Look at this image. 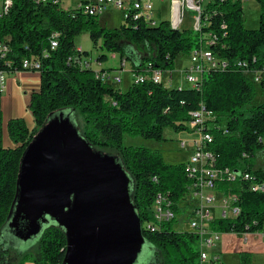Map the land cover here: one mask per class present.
Returning <instances> with one entry per match:
<instances>
[{"label":"trees","instance_id":"obj_1","mask_svg":"<svg viewBox=\"0 0 264 264\" xmlns=\"http://www.w3.org/2000/svg\"><path fill=\"white\" fill-rule=\"evenodd\" d=\"M11 1L7 14L0 17V42L10 49L6 58L0 57V73L22 72L25 59H38L41 87L29 102L36 128H30L24 119H10L8 135L16 146L7 148L3 145L0 84V238L16 199L27 147L50 117L61 111L79 112L84 117L81 137L94 150L115 156L122 165L131 180L132 203L142 225L153 219L152 205L158 194L178 203L191 181L185 163L168 164L159 152L126 146L125 135L160 142L166 128L186 130L191 114L204 108L214 115L209 120L214 125L209 130L214 140L208 148L214 166L220 170L229 168L238 175L249 173L264 181V171L254 165L257 154L264 152V104L254 105L257 84L236 66L241 61L249 63L251 70H264V0H257L261 10L258 29L246 28L241 1L213 0L205 8L201 32L176 30L168 21L154 27L140 21L132 26L126 21L128 25L109 29L101 25L99 17L64 9L60 3ZM84 32L95 44L102 40L103 51L126 61L134 76L148 71H174L177 59L200 49L201 36L206 34L216 39L209 45L216 57L233 67L225 72H205L201 90L134 82L122 91L102 78L114 70L102 69L98 73L68 63L76 53L77 37ZM54 34H59V39L58 47L52 50ZM84 54L90 56L89 52ZM106 61V54L97 59L98 64ZM257 86L264 91V82ZM218 189L239 196L241 214L216 219L211 224L213 231L264 233V194L250 192L241 177L235 182L220 183ZM143 231L145 240L155 248L150 264H201L198 236L175 231L172 224L160 233L146 232L144 227ZM66 248L65 231L51 225L33 252L16 256L0 244V264H63Z\"/></svg>","mask_w":264,"mask_h":264},{"label":"water","instance_id":"obj_2","mask_svg":"<svg viewBox=\"0 0 264 264\" xmlns=\"http://www.w3.org/2000/svg\"><path fill=\"white\" fill-rule=\"evenodd\" d=\"M44 225L65 231L63 264H136L146 242L129 176L115 156L81 137L66 111L27 147L6 227L28 242Z\"/></svg>","mask_w":264,"mask_h":264},{"label":"built area","instance_id":"obj_3","mask_svg":"<svg viewBox=\"0 0 264 264\" xmlns=\"http://www.w3.org/2000/svg\"><path fill=\"white\" fill-rule=\"evenodd\" d=\"M0 1L2 3L0 9L1 17L7 14L12 1ZM34 1L42 4L49 2L61 4V0ZM239 1L243 3L246 0ZM164 2L165 0H80L78 8L75 10L86 16L99 17L109 8H115L123 12L125 21H129L132 26L140 21L154 27L159 26L164 21H168L171 27L176 30H179L180 20L187 19L186 12L189 11L192 14L189 16L191 25H195V21H202L203 28L204 11L208 4H205V0H170V20L164 19L161 10L158 9ZM202 28H196V31L201 32ZM201 37L203 45L200 49L189 55L191 65L182 71L180 83H174L173 80H170L164 85L163 76L165 73L162 71H148L143 76H135L134 82H152L154 84H161L168 89H182L184 88V82L191 89L201 90L205 72H225L233 67L230 63L219 60L210 49L209 45L216 41L214 36L206 34ZM58 39L59 34L52 36V50L58 47ZM9 52V47L5 43L0 42V57L6 58ZM68 63L76 65L80 69H92L101 73L97 69L98 62L86 56L82 49H76V53L68 59ZM127 66L128 63L126 61H121L116 74L105 73L102 75V78L121 84L122 74L125 72ZM236 66L242 69L245 76L255 84L260 85L264 82V70H251L249 63L241 61ZM22 69L28 72H39L41 62L33 58L25 59L22 62ZM4 77L5 74L0 73L1 86L4 82ZM213 118L214 115L207 112L204 108L202 111L191 114L190 123L195 132L199 133L200 139L194 141V153L186 163V172L191 181L187 192L178 203L162 194H158L152 205L153 219L142 225L146 232L160 233L164 231L166 225H173L177 222H181L182 225L184 221L188 232L199 238L201 264H222L218 255L207 252V250H212L215 247L220 234L211 229V224L216 219L236 218L241 214V208L238 206L239 196L232 192L219 190V184L235 182L241 177L248 184L250 192L264 194V181L260 182L249 173L238 175L229 168L220 170L214 166L215 160L213 154L208 150L214 140L213 135L209 132V130L214 128V125L209 123V120ZM186 146L187 143L183 142L182 147ZM153 181H157L156 178ZM183 202L186 206L182 204ZM182 210L185 212L184 216L181 215Z\"/></svg>","mask_w":264,"mask_h":264},{"label":"rangeland","instance_id":"obj_4","mask_svg":"<svg viewBox=\"0 0 264 264\" xmlns=\"http://www.w3.org/2000/svg\"><path fill=\"white\" fill-rule=\"evenodd\" d=\"M213 0H205V4L211 2ZM80 0H61V6L64 9H72L75 10L79 6ZM158 2V1H157ZM1 1H0V9H1ZM162 7V16L164 19H171V9H170V0H165V3ZM244 13H245V26L248 29H258L260 23V5L257 0H246L244 5ZM192 15L189 11L186 12L187 21L183 26V30H192L191 23L189 22V16ZM99 21L101 25L105 28L115 29L120 28L122 25H128L124 19V14L122 11H119L115 8H109L103 14L99 16ZM193 26V25H192ZM196 31V29H193ZM102 40L98 41V44H95L94 41L91 40V37L88 32H84L79 35L76 39V46L79 49H84L86 52L90 53V58L93 61H96L101 55H110L109 53L103 51L101 49ZM190 58L189 56H180L176 61V67L174 71L165 72L163 76V84L166 85L167 81L173 80L174 83L181 82L182 71L185 70L188 66H190ZM99 68V66H97ZM103 67H111L112 74H116V71L120 67V59L112 60L109 58L108 61L105 62ZM114 67V68H113ZM110 70V69H107ZM134 79V75L131 72V67L128 65L125 69V72L122 74V83L117 84L113 83V87L119 90L126 91L128 86L131 85V82ZM184 87H189L187 83L183 82ZM3 86V94H2V110H3V145L4 147H15L16 143H14L8 135V121L10 119L21 118L24 119L27 125L30 128H36V124L33 119L32 112L29 109V102L31 96L34 92H38L41 87L40 73L39 72H28L22 71L17 73H7L4 77ZM256 89L258 91L257 98L258 100L254 105H257L261 101L260 94L262 91L259 90L256 85ZM66 114L70 117L71 123L74 127L79 131V134L83 132L84 129V117L79 112H74L71 110H66ZM187 129L183 131H176L173 127H168L164 130L163 140L160 142L145 140L141 137H131L129 135H125L124 143L126 146H134V147H143L148 148L152 151L159 152L165 162L168 164H180L186 163L191 158L194 153V141L200 139L199 133L195 132L191 123L188 122L186 124ZM41 130V129H40ZM39 130V131H40ZM38 131V132H39ZM36 136V135H35ZM187 143L186 147H182V143ZM264 163V158L260 157L257 154L255 158L254 165L257 167L260 162ZM184 206L186 204L182 203ZM183 211V210H182ZM185 212H181V215L184 216ZM177 222L173 224V229L175 231L188 232V228L184 221ZM50 225H44L41 233L29 240L28 242H23L16 239L8 227H5L2 231V235L0 238V244L3 246L5 250L11 251L13 255L20 256L25 253L33 252L35 248L42 238L45 230ZM263 234V233H261ZM262 236V235H261ZM217 244V243H216ZM207 252H211V250H207ZM155 257V248L154 246L146 241L143 245V249L136 264H150ZM230 263L234 264V258H231ZM260 264H264L263 258L259 259Z\"/></svg>","mask_w":264,"mask_h":264},{"label":"crops","instance_id":"obj_5","mask_svg":"<svg viewBox=\"0 0 264 264\" xmlns=\"http://www.w3.org/2000/svg\"><path fill=\"white\" fill-rule=\"evenodd\" d=\"M244 5L245 2H243V8ZM158 9L161 10V13L163 12L162 7H159ZM244 17H245V13H244ZM191 27L193 30L192 25ZM83 51L86 52L84 49ZM107 58L108 60L109 58L112 60H116V59L119 60L120 56L117 54H110V55L107 54ZM104 64L105 63L102 64L99 63L98 65L99 68L97 67V69L99 70L112 69L111 67H106V68L103 67ZM120 64H121V59H120ZM134 79L131 82V84L134 83ZM130 86L131 85L128 86L127 90L129 89ZM184 88H190V87H184ZM260 91H262V94H260L261 101L257 103V105L264 104V91L261 89ZM257 100L258 98L256 97L254 102L256 103ZM259 155L260 157H262V159L264 158V152L259 153ZM255 169L264 171V163L261 161L259 165L255 167ZM211 253L218 255L222 264H227V262L230 263L229 260L231 258H234L235 261L234 264H260L259 259L263 258L264 260V233L263 234H261V232H257L253 234L220 233L219 240L215 245V247L211 250ZM25 264H35V263L27 262Z\"/></svg>","mask_w":264,"mask_h":264},{"label":"bare ground","instance_id":"obj_6","mask_svg":"<svg viewBox=\"0 0 264 264\" xmlns=\"http://www.w3.org/2000/svg\"><path fill=\"white\" fill-rule=\"evenodd\" d=\"M187 21V19H181L180 23H179V30L183 29V26L185 24V22ZM196 28H202V21H195V25H193V29ZM142 230H143V226H142Z\"/></svg>","mask_w":264,"mask_h":264}]
</instances>
